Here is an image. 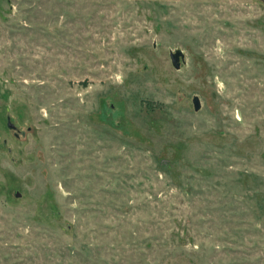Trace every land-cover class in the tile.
<instances>
[{
	"label": "rangeland",
	"instance_id": "374dc122",
	"mask_svg": "<svg viewBox=\"0 0 264 264\" xmlns=\"http://www.w3.org/2000/svg\"><path fill=\"white\" fill-rule=\"evenodd\" d=\"M0 264H264V0H0Z\"/></svg>",
	"mask_w": 264,
	"mask_h": 264
},
{
	"label": "water",
	"instance_id": "95a60500",
	"mask_svg": "<svg viewBox=\"0 0 264 264\" xmlns=\"http://www.w3.org/2000/svg\"><path fill=\"white\" fill-rule=\"evenodd\" d=\"M179 58H182V53L179 50H176L174 52L169 53L170 62L173 65V67H175V68H178V66H179ZM192 104H193L194 109H198L199 103H198V100L195 96L192 98ZM6 125H7V127H11V128L14 127L13 124H11L8 121H7Z\"/></svg>",
	"mask_w": 264,
	"mask_h": 264
}]
</instances>
